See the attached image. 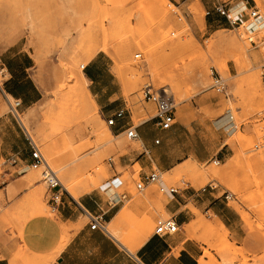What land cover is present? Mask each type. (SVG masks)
Instances as JSON below:
<instances>
[{
    "label": "rangeland",
    "instance_id": "1",
    "mask_svg": "<svg viewBox=\"0 0 264 264\" xmlns=\"http://www.w3.org/2000/svg\"><path fill=\"white\" fill-rule=\"evenodd\" d=\"M255 1L264 14V0ZM197 8V0H0V47L20 41L33 49L32 74L43 92L38 103L18 108L15 114L0 92V116L18 120L64 187L63 182L80 181L83 195L104 189L119 177L120 194L127 191L133 201H146L139 216L129 210L133 202H125L126 214L115 230V241L133 255L154 234L156 220L171 217L165 211L168 195L158 185L137 189L141 167L129 165L127 159L142 149L141 142L111 129L101 109L92 107L86 93L75 90L78 68L83 64L85 68L79 69L83 72L95 68L103 95L113 86L116 102L132 112L135 125L149 118L138 116L147 106L142 88L148 84L168 88L175 98L179 128L166 138V155L175 149L213 155L220 145L216 122L232 116L233 127L224 137L230 150L224 159L217 155L205 162L188 160L160 175L168 187L213 193L229 223L239 230L241 238L217 226L213 213L196 212L189 205L195 219L184 231L206 246L203 264H223L225 259L264 264V28L249 32L228 25L216 32L206 25L205 8ZM216 75L227 85L226 93L212 88ZM101 124L113 134L106 145L93 133ZM217 157L220 162L214 163ZM9 168L2 163L0 177L11 173L10 184L26 174L33 184L13 197L0 180L2 243L13 238V229L24 240L27 226L43 220L38 215L41 208L42 214L56 217L50 205L52 191L43 178L47 166L28 168L24 174ZM67 192L64 196L71 197ZM39 202L43 205L38 208ZM106 228L113 233L111 224ZM15 256L23 263L53 257L34 254L26 244Z\"/></svg>",
    "mask_w": 264,
    "mask_h": 264
},
{
    "label": "crops",
    "instance_id": "2",
    "mask_svg": "<svg viewBox=\"0 0 264 264\" xmlns=\"http://www.w3.org/2000/svg\"><path fill=\"white\" fill-rule=\"evenodd\" d=\"M197 1L206 10L207 27L216 32L220 27L229 25L227 19L215 11L218 4L228 5L230 13L235 15L258 8L255 0ZM257 23L259 24H254L264 28V21L259 20ZM29 51H33V49L20 44V41L6 48L0 47V65H4L7 69V80L2 87L10 97L21 101L20 109L30 108L38 103L43 96L42 89L32 74L35 62ZM84 74L90 84L89 90L103 115L108 117L116 109L125 107L116 102L115 98L118 94L115 93L113 86H109V93L103 95V90L99 85V73L95 68L89 66ZM145 103L147 106L144 113L138 116L149 118L135 125L133 114L129 110L125 119L111 128L117 133L123 134L126 128L136 127L138 139L135 141L141 142L142 149L133 152L132 156L127 159V163L140 165L139 180H143L146 175L155 171L169 172L188 160L205 162L217 155L220 159H224L230 150L229 145L224 143V137L230 131L232 120L230 117L224 116L216 122L220 145L213 155L203 156L199 149L180 153L175 149L173 155H166L168 147L166 138L179 127L174 125L169 130L160 129L156 118L150 116L155 111V105ZM13 116L15 115L13 114ZM29 140L16 118L0 116V166L4 163L5 166L10 167L8 170L12 172L14 170L26 173L27 169L31 168L32 161ZM156 140H159L158 144ZM10 175L11 173H5L0 177V180L7 184L10 196L14 197L22 193L33 184L31 176L27 174L20 177L15 183L11 181L10 184ZM122 185L123 182L120 178L114 177L104 189L100 188L94 192L84 193L77 200L71 195V197L63 195L62 201L58 205L50 203L56 212L55 219L53 216L38 212L43 220L27 226L24 240L18 234V230L13 229V238L5 243L0 241V264H134V257H137L143 264H201L202 247L206 246L188 237L184 231V227L195 219V213L189 208V205H192L196 212L199 209L207 215L213 213L217 220L216 225L219 223V227H224L226 231H233L237 238H241L239 230H236L229 223L230 219L225 217L221 200L217 196L213 193H206L205 189L199 192L191 187L179 188L176 195L167 196L168 202L165 205V211L175 219L179 230L164 236L154 234L150 237L147 236L137 247L136 255H133L125 246L115 241L116 238L109 231L106 232L100 228L91 229L90 227V217L101 216L105 227L111 224L112 228L117 231L118 224L122 220L121 214L126 211L124 209L125 202H135L136 205L135 203L131 204L129 210L137 216L141 215L143 203L146 201L143 198L133 201L132 195L127 191L120 194L117 190ZM84 217L88 219L87 222H83ZM1 237L0 235V239ZM25 244L28 250L34 254L52 255L53 257H46V260H38L35 263L31 261L23 263L15 255L19 247H23Z\"/></svg>",
    "mask_w": 264,
    "mask_h": 264
},
{
    "label": "built area",
    "instance_id": "3",
    "mask_svg": "<svg viewBox=\"0 0 264 264\" xmlns=\"http://www.w3.org/2000/svg\"><path fill=\"white\" fill-rule=\"evenodd\" d=\"M215 11L225 17L227 19V22L229 25L233 28H243L245 27L249 32L256 31V27L259 25H256L254 23H257V21L262 20L264 21V14L261 13L260 9L253 8L249 9L246 12L239 14V15H231L230 8L228 5L225 4H218L215 7ZM250 41L252 43H255V41L251 38ZM136 58L140 57L139 54L135 56ZM85 68V67H84ZM0 74L2 82H0V90L2 94L5 96L7 101L9 102V105L11 107V111L15 114L18 111V108L21 106V101L19 99H14V101H10L8 98V94L3 89V84L7 80V69L4 65H0ZM212 88L217 91L218 93H226L227 85L221 78V76L216 75L214 78V84L212 85ZM142 94L144 97L145 102L152 103L155 105V115L154 117L157 120V124L160 129L162 130H169L174 125H176V103L175 98L173 94L170 92L168 88H159L156 89L152 85H145L142 88ZM129 109L123 107L116 109L110 116L107 117L106 122L107 125L112 128L117 125L119 121H122L125 119V117L128 114ZM230 119L232 120L233 117L230 116ZM236 127V126H235ZM125 133L127 134V137L131 140L138 139V133L136 130V127L131 126L125 129ZM30 141L31 146V164L30 167L34 169H38L43 164H45V159L41 153V151L38 149L37 145L34 143L33 140ZM156 143H159V140H156ZM264 147V145H261ZM259 147V146H257ZM220 161L216 159L214 163H219ZM47 168L43 173L44 181L47 183L49 189L52 191V195L50 198V203L53 205H58L61 203L63 195H64V189L59 183V178L54 170H52L48 165H46ZM151 185H158L159 190L163 192L166 195H176L179 192V188L176 187H168L165 182L162 180V177L160 175V172L155 171L152 172L144 177L143 180H139L137 182L136 187L139 191H145L148 186ZM229 196H227L228 198ZM91 229H97L100 228L103 231H106V227L103 223V219L101 216H91ZM179 230V225L175 221L173 217H169L166 219L159 218L156 220L155 223V229H154V235L164 236L167 234L175 233ZM134 264H143L137 257H134Z\"/></svg>",
    "mask_w": 264,
    "mask_h": 264
},
{
    "label": "bare ground",
    "instance_id": "4",
    "mask_svg": "<svg viewBox=\"0 0 264 264\" xmlns=\"http://www.w3.org/2000/svg\"><path fill=\"white\" fill-rule=\"evenodd\" d=\"M197 3H198V8H200L201 6H200V2L199 1H197ZM198 8L197 9H195V10H198ZM199 19H200V21L202 22V23H204V17L203 16H200L199 17ZM256 24H259V23H256ZM256 29H263L262 27H260V26H257L256 27ZM221 35V34H220ZM216 36V35H215ZM222 36V35H221ZM220 37V36H219ZM213 39V38H212ZM218 39H220L221 40V38H218L217 37V40L216 41H218ZM212 41V40H211ZM213 43V42H212ZM216 43V42H215ZM219 43V42H218ZM214 44V43H213ZM95 54V53H94ZM94 54L91 56V57H93L94 56ZM86 63V62H85ZM81 67L84 69V67H85V64H83V65H81ZM80 67V68H81ZM80 68H78V75L77 76H75V83H74V87H75V90H77V91H80V92H82V93H86L88 96H89V98L91 99V105H92V107L93 108H98V105H97V103H96V101H95V99L93 98V95H92V93H91V91L89 90V88L87 87L88 86V83H89V81H88V79H87V77H86V75L84 74V72H83V70H79ZM204 69V68H203ZM226 70H228L227 68H226ZM117 72V71H116ZM120 75V74H119ZM120 77V76H119ZM121 78V77H120ZM91 83V82H90ZM84 107H85V111H88V108H87V105L86 104H84L83 105ZM83 106H81L82 108H83V110H84V107ZM50 108V106L48 107V109ZM92 115V114H91ZM90 115V116H91ZM89 118V117H88ZM92 120V118L90 119V121ZM89 121V120H88ZM88 123V122H87ZM91 123V122H90ZM97 122H95V124H96ZM89 124V123H88ZM26 126V129H28L27 128V125H25ZM99 126V125H98ZM101 127H97V125L96 126H94L93 128H94V131H93V133H95V135H97V137H98V141H99V143L101 144V145H106V144H108V143H110V141H111V137H112V131H111V129L110 128H105V127H102V124L100 125ZM91 130H92V127H91ZM134 140H137V139H134ZM50 148V147H49ZM46 150V149H45ZM43 151V152H45L46 153V151ZM50 150V149H49ZM51 151V150H50ZM49 151V154L50 155H52L51 154V152ZM48 156V155H47ZM46 156V157H47ZM47 159H48V157H47ZM51 159H53L52 157H51ZM48 161H49V159H48ZM50 162V161H49ZM45 164L46 165H48V163L46 162V160H45ZM49 166V165H48ZM214 175H216V174H214ZM85 176V175H84ZM83 177V176H82ZM28 180V179H27ZM80 180V179H79ZM97 180V179H96ZM92 182V181H91ZM59 183L61 184V186L63 187V189L67 192V190H68V192L70 193V195H72V197H79L81 194H80V192H79V184H80V181H78V182H74V181H69V182H63L64 183V185H65V187H66V189H65V187L63 186V184H62V182L60 181V179H59ZM29 184V183H28ZM92 185H93V183H92ZM92 188V187H91ZM112 191V190H111ZM110 191V192H111ZM67 192V193H68ZM84 192V191H83ZM34 193V192H33ZM108 193H109V191H108ZM36 198V197H35ZM41 199H42V197H41ZM36 201H37V199H36ZM38 202V201H37ZM41 202V201H40ZM39 202V206H38V208L40 207V203ZM33 203H35V202H33ZM135 203V202H134ZM134 203H132V204H134ZM41 205H43V204H41ZM135 205H136V203H135ZM134 206V205H133ZM134 208V207H133ZM38 211H41V212H39V214L41 213L42 214V212L44 211V208H43V211H42V208L40 209V210H38ZM126 211H124V212H122V214H121V217L123 218L124 217V215L126 214L125 213ZM121 218V219H122ZM111 230H113V233L112 232H110L111 234H112V236H114L115 237V229L114 228H112ZM110 234V235H111ZM113 237V238H114ZM116 238V237H115ZM140 245V244H139ZM139 247V246H138ZM223 264H233V262H231V260L229 259V260H224V262H222ZM201 264H203V262L201 261ZM243 264H245V263H243Z\"/></svg>",
    "mask_w": 264,
    "mask_h": 264
}]
</instances>
